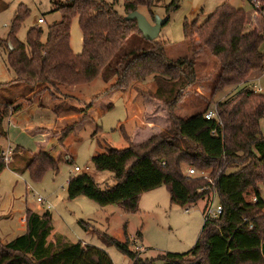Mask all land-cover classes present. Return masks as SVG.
Wrapping results in <instances>:
<instances>
[{"label":"trees","instance_id":"trees-1","mask_svg":"<svg viewBox=\"0 0 264 264\" xmlns=\"http://www.w3.org/2000/svg\"><path fill=\"white\" fill-rule=\"evenodd\" d=\"M116 1L110 4L106 0H65L56 7L62 17L49 27L45 43L41 41L43 32L39 27L28 30L25 43L17 40V32L28 16L24 6L18 7L6 39L0 41L7 50V66L14 74L9 84H0V139L7 135L4 121L28 107L35 90L33 97L49 93L54 101H60L53 108L57 115H81L77 122L60 131L57 142L63 147L68 136L87 119L88 110L99 97L114 90L125 92L135 83L152 78L156 91L149 97L161 105L168 126L160 133L152 130L153 136L148 135L143 143L136 145L120 127L126 147L106 149L91 159L95 170L112 173L116 184L101 189L89 175H74L67 183V198L83 196L100 207L115 205L125 213L135 214L139 211L140 197L160 187L167 189L171 204L182 208L197 204L213 188L222 215L203 223L188 253H166L143 260L129 250L127 241L100 237L132 264H264V197L258 185L261 182L264 189V175L259 174L264 171V138L259 129V121L264 117V90L256 93L247 86L217 103L215 111L221 125L215 120H205L206 110L188 118L174 114L187 91L197 83L196 53L206 49L217 61L213 98L226 88L244 84L252 72H264L261 51L264 34L256 29L246 33L244 10L223 3L202 23L198 24L197 19L184 23L183 36L191 47V57L171 61L166 57L165 43L145 41L136 22L125 19L139 8H145L154 18L153 10L162 0H123V15L114 9ZM244 1L253 6V0ZM177 8L178 0H173L166 11ZM74 18H78L83 37L79 55L70 49V26ZM107 70L114 74L115 82L102 95L81 109L63 104L61 100L68 96L62 88L89 84ZM13 88L19 90L17 97L27 106L24 103L14 106V97L4 98V92ZM17 151L19 148H15L14 154ZM1 153L0 146V156ZM60 162L61 158L56 160L49 153L39 151L27 162L24 171L39 180L47 170H57ZM183 166L197 173L208 172L214 186L210 187L200 177L185 175ZM232 167L236 171L226 173ZM4 169L0 160V174ZM253 196L257 203H252ZM51 223L49 212L38 215L27 211L24 234L0 244V264H113L103 250L82 246L80 242L67 246L63 239H56L49 244ZM81 225L87 231V224L81 222Z\"/></svg>","mask_w":264,"mask_h":264},{"label":"rangeland","instance_id":"rangeland-1","mask_svg":"<svg viewBox=\"0 0 264 264\" xmlns=\"http://www.w3.org/2000/svg\"><path fill=\"white\" fill-rule=\"evenodd\" d=\"M64 1L0 0V41L6 39L11 22L17 15L18 7L22 5L28 11V16L17 32V40L25 43L28 30L39 27L43 32L41 41L45 43L49 27L61 20L62 16L56 7L64 4ZM106 1L110 4L113 3V0ZM233 1L237 0H178V8L168 13L166 9L173 0H162L153 12L154 16L167 19V23L161 28L156 39V41L165 43L166 57L171 61L190 58L191 47L183 36L184 23L197 19L200 24L221 4ZM244 7L248 12L251 11L250 14L245 13V32L254 29L253 26L256 27L257 32L263 34L264 0H253L254 10L245 1ZM114 9L123 15V0H117ZM138 12L150 24H154V18L148 15L145 8H139ZM38 19H43V24H37ZM140 36L142 37L141 33ZM196 42L198 43V41ZM70 49L74 55L81 54L83 50V37L78 25V18H74L71 22ZM261 50L264 52V43L261 45ZM6 55V47L0 42V84H9L14 79L13 72L7 66ZM194 59L197 83L187 91L183 101L176 108L174 114L177 117L188 118L199 111L213 110L217 103L228 100L247 86H251L253 89L261 88V93L264 90V72L254 71L247 77L244 84L226 88L211 98V91L218 72L217 61L206 49L196 53ZM104 73L103 76H99L89 84L65 88L68 99L61 100L63 104L78 109L89 105L94 98L102 95L115 82V76L111 71L107 70ZM155 91L156 85L153 79L148 78L146 82L135 83L125 92L114 90L108 95L99 97L93 103L92 108L88 110L87 119L74 133L68 136L63 147L56 145L53 141H58L60 133L56 131L54 125L50 128L47 127L49 129L45 128L49 133V138L53 139L44 146L45 150L51 152L56 158L60 157L62 162L59 163L57 170H47L39 180H34L27 171L21 172L25 167L20 163L15 162L17 172L13 173L11 170L4 169L0 174V209L4 208L1 212L6 213L5 211L25 208L32 211L36 209L43 211L36 202V199L40 197L53 208L48 212L51 214L53 231L59 236L57 239L64 238L68 243L67 246H70L71 243L83 242L81 244L84 246L101 249L113 264H132V262L115 246L106 245L103 237H100L102 235L122 243L127 241L129 250L143 260H151L166 253H188L193 249L201 233L204 214L213 197L212 188L209 190L210 194L208 193L203 200L195 205L182 208L171 204L167 189L160 187L144 193L140 197L139 211L135 214L125 213L115 205L100 207L83 196L73 200L67 198L66 187L69 178L77 175L73 172L75 167L92 177L95 184L101 189L111 188L116 184L114 175L107 171L95 170L91 159L96 153H103L106 149L126 147L127 144L119 131L120 127L135 145L143 143L148 135L149 137L153 136L150 133L152 130L158 131L157 133L165 130L168 126L167 115L162 113L161 105L149 97ZM19 93L18 89L13 88L4 92V98H15ZM32 98L35 99L37 96H32ZM30 106L31 104L26 108ZM11 116L9 115L3 123L7 135L0 139L1 146L3 150L8 149V145L13 148L20 147L28 153L27 156L30 160L34 155L32 153L35 152L39 138L33 137L28 130L34 129L37 123L34 122L29 126L26 121L22 120L18 123L10 118ZM259 129L264 138V117L259 121ZM37 131L43 132L44 130ZM13 148H11L12 151ZM66 157L68 159H65ZM11 162L12 156L8 165L9 169ZM189 169L191 168L183 166L185 175L188 174ZM234 171L236 169L232 167L227 169L226 173ZM204 174L209 178L208 172H204ZM259 174L264 175V171H259ZM206 182L208 183V181ZM258 185L259 191L264 197L262 183L260 182ZM218 206V200L215 197L212 208L216 209ZM8 222L12 221L0 220V228L5 229ZM81 222L87 224V231L82 228ZM98 234L100 235L98 236ZM8 235H11V232H8ZM125 235L126 238H124Z\"/></svg>","mask_w":264,"mask_h":264},{"label":"crops","instance_id":"crops-1","mask_svg":"<svg viewBox=\"0 0 264 264\" xmlns=\"http://www.w3.org/2000/svg\"><path fill=\"white\" fill-rule=\"evenodd\" d=\"M225 3H228V2H225ZM228 4L231 5L232 7L236 8V9L244 10L245 13H249V14L251 13V11L248 12L246 10V8L244 7V0H237V1L230 2ZM249 22H251V21H249ZM253 23H254V20H253ZM262 24H264V22ZM252 28L255 29L256 27L252 26ZM262 33L264 34V30ZM61 91L63 92V94H66L65 88H62ZM36 92H37V90H35L31 94V98ZM57 96L58 95H56V99L59 98ZM12 102L14 105H19V104L23 103L22 98H20V97L13 98ZM59 102H60L59 100L54 101V99L51 98V95L49 93H45L44 95L37 96V98H35V99L32 98V103H31V106L29 108H25L22 112L14 114L10 117V118L16 120V122H18V123L20 121L24 120L27 122V124L29 126L32 125L34 122L37 123L35 125L34 129L31 128L28 130L33 137L39 138L37 143H36L35 152L32 154H36L39 151H44V152L49 153L56 160L60 158V157L56 158V156H53V154H51V152H48L47 150H45L44 146L53 140V139L49 138V133H47L46 129H49L50 126L54 125V127L56 128V131L60 132L66 125H70L74 122H77L81 115L75 114V113L57 115L53 111V108ZM47 127H49V128H47ZM39 129H43L44 131L38 132L37 130H39ZM53 141L56 143V145H58L56 140H53ZM0 146H1V143H0ZM8 147L10 149L13 148L12 146L10 147L9 145H8ZM16 148H19V151H17L15 154H13L15 148H13V151L11 149V151L13 152L11 155L12 156L11 168L10 169L7 168L8 170H11V172H13V173L17 172V166H16L17 164H15V162L20 163L21 165L23 164V166L25 167L27 161L29 160L28 156H27L28 153H26L20 147H16ZM1 149L3 152L4 150H3L2 146H1ZM22 171H24V169L21 170V172ZM79 174H82V172ZM3 209H0V215H2V216H0V220H3V221L4 220L5 221L11 220L12 222L11 223L8 222L9 224H7L5 226L6 227L5 229L0 228V243L2 245L9 243V242L15 240L16 238H18L24 234L27 211H31V212L38 214V215H42L43 213L46 212V211H44V209H43V211H44L43 212V211H38L37 209L35 211H32V210L25 208L23 210L18 209V210H12L9 212L5 211L6 213H2L1 210H3ZM8 232L9 233L11 232V235H8ZM57 236L58 235H56V233L53 231V228H52L51 233L47 239V242L49 244L55 243L56 239L59 237V236L58 237ZM61 239H63L64 243H66L68 245V243L64 240V238H61ZM80 243H83V242H80ZM74 244H76V243H73V244L71 243V245H74Z\"/></svg>","mask_w":264,"mask_h":264},{"label":"built area","instance_id":"built-area-1","mask_svg":"<svg viewBox=\"0 0 264 264\" xmlns=\"http://www.w3.org/2000/svg\"><path fill=\"white\" fill-rule=\"evenodd\" d=\"M251 8L254 10L253 6H251ZM43 22H44L43 19H38L37 20V24H43ZM253 91L256 92V93H261V88L253 89ZM204 118L207 121L215 120L218 125H221V122L217 120L215 109L206 112L205 115H204ZM11 155H12V151H11L10 148L4 150L1 153V156H0L1 159L0 160H1L2 164L4 165L5 169L8 168V165H9V163L11 161ZM73 172L79 174L82 171L79 168L75 167ZM187 176L200 177L203 180L208 181V184H209L210 187L214 186V183H213L214 181L212 179H209L204 173H199L198 174L194 169H189ZM205 190H208V189L206 188ZM211 193H213V197L210 200V202H211L210 206L208 207L207 211L204 214V222L216 220L222 215V210H221L220 207H218L216 209L212 208V205H213L214 199L216 197V194H215L214 190H212ZM209 194H210V191H209ZM251 201H252V203H257V198L253 196L251 198ZM36 202L38 203L39 207L41 209H44L46 212L51 211L53 209L50 204H48L44 199H42L40 197H38L36 199ZM262 213L264 214V208L262 210ZM82 246H84V245H82ZM136 250H138V249H136Z\"/></svg>","mask_w":264,"mask_h":264},{"label":"water","instance_id":"water-1","mask_svg":"<svg viewBox=\"0 0 264 264\" xmlns=\"http://www.w3.org/2000/svg\"><path fill=\"white\" fill-rule=\"evenodd\" d=\"M125 19L126 21H135L137 30L139 31V33H141L142 37L149 42L157 39L161 28L167 23L166 18L160 19L154 16V24L152 25L139 12L130 13L125 17Z\"/></svg>","mask_w":264,"mask_h":264}]
</instances>
